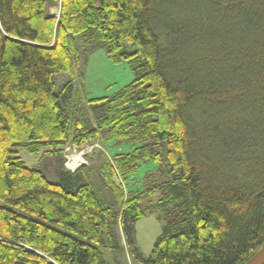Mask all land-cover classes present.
<instances>
[{"label": "trees", "instance_id": "1", "mask_svg": "<svg viewBox=\"0 0 264 264\" xmlns=\"http://www.w3.org/2000/svg\"><path fill=\"white\" fill-rule=\"evenodd\" d=\"M82 44L135 76L88 101L95 125L56 84ZM100 139L133 150L65 168L66 147ZM24 150L61 158L63 183ZM142 163L156 173L125 185ZM159 190L145 258L135 227ZM119 225L138 264H245L264 246V0H0V264H108Z\"/></svg>", "mask_w": 264, "mask_h": 264}, {"label": "rangeland", "instance_id": "2", "mask_svg": "<svg viewBox=\"0 0 264 264\" xmlns=\"http://www.w3.org/2000/svg\"><path fill=\"white\" fill-rule=\"evenodd\" d=\"M50 12L53 15H58L59 9L52 8ZM80 47L79 71L75 73L74 77L59 76L56 79L57 90L59 92L68 82L73 81V90L79 96V113L87 117L95 125L88 107V101L115 95L132 82L135 76L128 63L115 64L112 62L107 57L104 47L94 44H82ZM132 150L133 146L131 143L113 140L104 141L103 139L98 140L94 145L88 144L82 147L69 145L63 154L64 165L68 170L75 172L82 166H99L103 161V159H100L101 153H105V158L111 160L118 153H128ZM45 151L42 150L39 154H32L30 151L24 150L20 152L19 156L27 167L41 171L50 181L63 183L61 158L46 154ZM75 156L80 157L82 161L80 166L73 169L69 164ZM157 169L158 166L154 163H142L138 171L132 174L129 180L125 182V185H134L142 190L146 183V178L155 174ZM93 180L95 182L99 181L103 186L99 179L94 178ZM99 193L106 200L104 192L100 190ZM161 194L162 192L159 190L154 194L144 195L140 203L144 211V217L136 224L135 240L139 253L145 258L150 256L157 238L162 234L167 223L164 213L157 207ZM115 230L120 241V249L110 250L101 246L104 259L108 264H138L130 255L120 225Z\"/></svg>", "mask_w": 264, "mask_h": 264}, {"label": "water", "instance_id": "3", "mask_svg": "<svg viewBox=\"0 0 264 264\" xmlns=\"http://www.w3.org/2000/svg\"><path fill=\"white\" fill-rule=\"evenodd\" d=\"M245 264H264V246L260 248Z\"/></svg>", "mask_w": 264, "mask_h": 264}, {"label": "bare ground", "instance_id": "4", "mask_svg": "<svg viewBox=\"0 0 264 264\" xmlns=\"http://www.w3.org/2000/svg\"><path fill=\"white\" fill-rule=\"evenodd\" d=\"M71 158H72V157H71ZM71 161H72V162L69 164V166H70L71 168L75 169V168H77L78 166L81 165V161H82V160L80 159V157L75 156V157L72 158Z\"/></svg>", "mask_w": 264, "mask_h": 264}, {"label": "crops", "instance_id": "5", "mask_svg": "<svg viewBox=\"0 0 264 264\" xmlns=\"http://www.w3.org/2000/svg\"><path fill=\"white\" fill-rule=\"evenodd\" d=\"M76 169V168H75Z\"/></svg>", "mask_w": 264, "mask_h": 264}]
</instances>
